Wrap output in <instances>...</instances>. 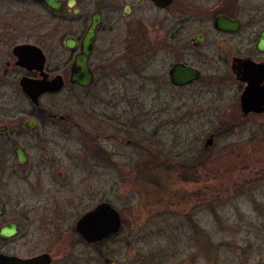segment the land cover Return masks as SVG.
<instances>
[{
	"label": "rangeland",
	"instance_id": "obj_1",
	"mask_svg": "<svg viewBox=\"0 0 264 264\" xmlns=\"http://www.w3.org/2000/svg\"><path fill=\"white\" fill-rule=\"evenodd\" d=\"M80 1L82 16L68 13L67 22L52 18L60 30L54 33L53 66L71 57L65 37L85 31L91 14L100 11L103 22L94 56L104 59L109 92L95 87L88 97H72L66 91L51 104L59 115L72 114L86 134L106 137L100 152L112 159L111 166L92 158L95 146L86 140L81 158L84 187L105 195L123 222L97 264H105V257L116 264H264V117L230 127L239 116L240 93L229 66L203 65L200 81L175 88L168 77L172 57L157 51L147 61L123 65L132 79L126 89L133 92L113 98L112 76L118 72L112 70V0ZM35 9L36 15L41 13ZM130 19L136 16L124 17L125 23ZM142 19L151 24L156 16L146 12ZM212 136L214 143L207 147ZM52 148L63 155L64 146ZM48 183L64 182L56 171ZM17 189L27 192L22 183ZM13 211L0 225L23 223V250L44 243L38 226L26 219L44 218L45 211L28 216ZM20 244L0 247L13 252ZM61 260L86 264L80 257L58 258L57 263Z\"/></svg>",
	"mask_w": 264,
	"mask_h": 264
},
{
	"label": "flooded vegetation",
	"instance_id": "obj_2",
	"mask_svg": "<svg viewBox=\"0 0 264 264\" xmlns=\"http://www.w3.org/2000/svg\"><path fill=\"white\" fill-rule=\"evenodd\" d=\"M58 1L62 2L60 11L38 0H0V207L3 210L0 219L9 214V209L14 210V215L23 211L27 216L35 210L45 211L44 218L26 219L38 226L43 238L44 243L37 248L23 250L25 245L20 243L26 236L20 220L0 225V230L9 224L17 225L18 233L14 237L0 236L3 245L16 241L23 247L13 252L0 247V255L15 258L17 264H64L63 260L57 263L62 257H80L86 264H97L103 256L101 250L112 244L123 226L120 217L119 232L112 237L111 201L97 188H85L81 178L85 140L88 145L89 142L94 144L96 152L92 158L96 162L103 160L112 165V159L100 152L106 137L86 134L72 114L59 115L51 104L53 97L66 91L72 97H88L95 87L102 93L109 92L110 80L102 66L104 59L94 56L102 23L97 28L94 49L88 60L93 83L83 86L74 81V76L82 73L75 64L82 53L92 15L100 13L103 22V14L93 12L85 31L65 37L63 44L71 57L62 59L61 64L54 67V33L60 30L58 26L53 27L52 18L62 17L67 22L68 13L82 16L80 0ZM35 8L41 13L36 15ZM146 12L156 16L154 23L147 24L142 19ZM132 15L136 19L125 23L124 17ZM118 38L123 41L114 48ZM263 39L264 0H112V70L118 72L112 76L113 98L126 97L133 92L126 89L132 79L125 72L128 67L123 65L130 66L132 60L147 61L157 51L172 57L168 77L175 88L200 81L203 65H226L240 93L239 116L230 127H245L250 119L264 117V106L262 110L256 107L245 111L242 104L249 86V81L244 79L248 70L244 65L264 67ZM69 40L73 48L66 45ZM177 64L199 70V79L185 86H175L171 70ZM56 78L61 79L62 89L47 90ZM261 86L264 87V82ZM137 90L138 94L143 92ZM262 102L264 95L258 97V104ZM73 144L79 147L74 148ZM59 145L64 146L60 156L52 148ZM63 160L66 163H62ZM61 167L64 171L57 170ZM56 171L64 183L49 186L48 178ZM21 183L27 192L17 189ZM31 198L34 201L27 204ZM96 211L99 213L95 214ZM101 218L107 222L104 235L100 233ZM36 258L38 260L31 263L30 260ZM112 260L105 257L104 263L112 264Z\"/></svg>",
	"mask_w": 264,
	"mask_h": 264
},
{
	"label": "water",
	"instance_id": "obj_3",
	"mask_svg": "<svg viewBox=\"0 0 264 264\" xmlns=\"http://www.w3.org/2000/svg\"><path fill=\"white\" fill-rule=\"evenodd\" d=\"M44 2L48 7L55 11H60L62 7V2L58 0H38ZM102 23L101 14L96 12L92 15V23L87 31L86 37L83 41L82 53L77 56V62L75 64L76 69H81L82 73L80 75L74 76V81L78 82L83 86H89L93 83V74L88 68V60L92 54L94 49L95 39H96V31L97 28ZM69 48H73L74 44L72 40H69L66 44ZM264 39L262 41V50L264 51ZM248 70L245 71L244 79L249 81V86L242 98V104L245 111L255 110L256 107L264 106V102L260 105L258 104V97L264 95V87L261 84L264 82V67H252L248 65H244ZM200 72L197 69L185 66L183 64H177L171 70V80L175 86H185L195 82L199 79ZM62 81L60 78H56L53 80L51 84H49L50 91L58 92L62 89ZM261 107L258 110H262ZM214 143V137L212 136L207 141V147L211 146ZM112 214V237H114L118 232L121 225L120 214L119 212L112 206V209L109 208ZM101 212L100 210H98ZM95 212V214L99 213ZM3 213L2 208L0 207V214ZM110 217V214H108ZM102 217V216H101ZM107 222L103 221L101 218L100 221V229L101 235H104L105 226ZM108 232V231H107ZM18 229L16 224H9L3 227L0 230V236L4 239L14 237L17 235ZM38 259L30 260L31 263L37 261ZM114 261L112 260V264ZM0 264H17L16 259L12 257H3L0 255Z\"/></svg>",
	"mask_w": 264,
	"mask_h": 264
}]
</instances>
